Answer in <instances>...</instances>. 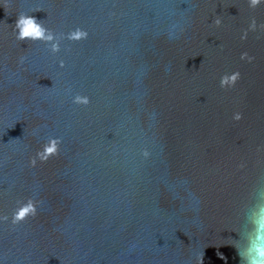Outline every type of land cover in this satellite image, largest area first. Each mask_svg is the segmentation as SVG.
I'll return each instance as SVG.
<instances>
[{
	"label": "water",
	"instance_id": "obj_1",
	"mask_svg": "<svg viewBox=\"0 0 264 264\" xmlns=\"http://www.w3.org/2000/svg\"><path fill=\"white\" fill-rule=\"evenodd\" d=\"M19 13L55 39L18 42ZM253 18L264 0H0V264H239L264 206V32L240 38ZM76 28L87 39L60 35ZM49 138L59 155L33 168ZM28 198L37 216L13 226Z\"/></svg>",
	"mask_w": 264,
	"mask_h": 264
},
{
	"label": "clouds",
	"instance_id": "obj_2",
	"mask_svg": "<svg viewBox=\"0 0 264 264\" xmlns=\"http://www.w3.org/2000/svg\"><path fill=\"white\" fill-rule=\"evenodd\" d=\"M262 0H248V7L255 9L261 4ZM215 27H221L222 21L219 17L214 20ZM259 28L260 31L264 32V23L257 25L255 18L251 20L249 27L243 31L241 35V40H246L249 31H256ZM15 39L18 42L25 41H43L45 43L52 42L56 34L50 29L45 28L43 22H38L33 16L26 15L24 13L18 14V19L15 25ZM63 38L67 39L69 42L78 43L82 40L87 39L88 33L85 30L76 28L70 31L67 35L60 34ZM173 38V37H170ZM50 51L53 54L60 52V43L57 40L56 43H52ZM241 60H247L251 63L255 58L250 56L247 52L241 54ZM63 67V62L60 64ZM241 79V74L239 71H235L232 74H224L220 78V88L221 89H231L236 86L238 81ZM75 105L87 107L90 100L87 96H82L77 94L73 101ZM242 113H234L233 120L240 121L242 119ZM61 140L58 138H49L47 142L42 145L41 150H38L35 157L31 159L30 164L34 168L37 166V162L40 164L47 163L49 159L57 157L59 155V147ZM143 156L147 158L149 156L148 151L143 152ZM243 167V165H241ZM262 198H264V193H259ZM38 202L28 198L26 202L18 201L17 207L13 210L11 214V224L16 226L22 222H25L28 218H35L37 216ZM254 211L250 219L251 227L249 229V234L246 238V245L242 251L240 247L234 248L236 254L239 257V264H264V206L257 203L253 206ZM0 221L7 223L9 221V216H0ZM201 264H203V259L201 257Z\"/></svg>",
	"mask_w": 264,
	"mask_h": 264
}]
</instances>
